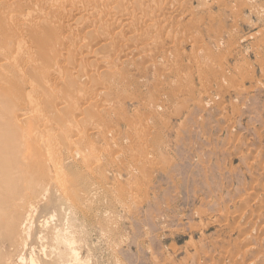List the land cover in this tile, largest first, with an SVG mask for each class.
I'll list each match as a JSON object with an SVG mask.
<instances>
[{
    "label": "rangeland",
    "instance_id": "rangeland-1",
    "mask_svg": "<svg viewBox=\"0 0 264 264\" xmlns=\"http://www.w3.org/2000/svg\"><path fill=\"white\" fill-rule=\"evenodd\" d=\"M47 1L0 0V29L9 24L6 29L16 37V42L8 45L12 50L3 54L8 68L27 69L30 61L24 54L32 47L36 63L53 66L40 65L39 75L27 69L29 81L12 94V103L2 104L10 106L4 107L12 115L33 116L32 124L40 133L36 146L43 139L40 149L65 146L66 153L72 148L80 151L63 175L51 171V195L58 194L64 208L47 203V196L43 216L56 215L57 221L51 223L67 226L77 240L83 238L82 243L77 242L83 264H264V0ZM154 9L161 13H156L160 18L153 14ZM38 11L45 12L39 15H45L44 20L37 18ZM30 18L32 22L38 19L36 26L44 24L38 27L45 32ZM31 27L42 34H32ZM107 33L110 38L104 39L106 43L102 38ZM52 34V48L37 49ZM19 48L25 53H20L23 49L17 53ZM19 58L24 68H20ZM62 58L70 59L65 63ZM56 60L65 71L63 66L55 67ZM60 68L67 73L64 78L59 75ZM47 70L50 74H45ZM55 76L58 81L67 79L55 82ZM32 82L38 86L30 85ZM35 93L40 95L39 101ZM80 110L87 112L78 115ZM55 118L62 122L60 126ZM51 125L56 134L53 141H46ZM75 202L81 203L79 207L75 208ZM66 204L73 207L69 214ZM66 223L77 227L73 230ZM77 228L79 233H75ZM73 261L71 264L79 263Z\"/></svg>",
    "mask_w": 264,
    "mask_h": 264
},
{
    "label": "bare ground",
    "instance_id": "bare-ground-1",
    "mask_svg": "<svg viewBox=\"0 0 264 264\" xmlns=\"http://www.w3.org/2000/svg\"><path fill=\"white\" fill-rule=\"evenodd\" d=\"M47 1V0H46ZM50 2H51V0H49ZM105 1V0H104ZM49 2V3H50ZM106 2V1H105ZM108 2V1H107ZM47 3H48V1H47ZM99 3V2H98ZM51 4V3H50ZM102 4H103V7H104V3L102 2ZM106 5H107V3H106ZM105 5V6H106ZM131 5H133V4H131ZM35 6V5H34ZM34 6H29V7H34ZM37 7V6H36ZM126 7V6H125ZM129 7V6H128ZM127 7V8H128ZM126 8V9H127ZM144 8V10L143 11H145V7H142V9ZM37 9V8H36ZM35 9V10H36ZM41 9V8H40ZM130 9H131V7H130ZM34 10V9H33ZM32 10V11H33ZM43 10V9H42ZM128 10V9H127ZM129 11V10H128ZM149 11H151L152 12V9H149ZM148 11V13H150ZM1 12V11H0ZM35 12V11H34ZM39 12V11H38ZM126 12V11H125ZM130 12H131V10H130ZM130 12H128L129 14H131ZM153 12H155V9H154V11ZM160 12V11H159ZM7 13H8V11H7ZM23 13H25V12H23ZM23 13H22V16H23ZM31 13V12H30ZM33 13V12H32ZM45 14V12L44 11H42L41 12V14ZM127 13V12H126ZM135 13V12H134ZM145 13V12H144ZM143 13V14H144ZM147 13V14H148ZM157 12H155V13H153V14H156ZM164 13V12H163ZM11 14H13V13H11ZM17 14H19V17L21 16L20 14H21V11L20 12H18ZM35 14H36V12H35ZM38 14V13H37ZM40 14V12H39V14L38 15H36L37 16V18L38 17H40L39 15H41ZM67 14L69 15L70 13H69V11L67 12ZM158 14V13H157ZM156 14V15H157ZM9 15V14H8ZM6 16L7 17V19H8V17L10 16ZM16 15V14H15ZM31 16V14H29V12H27V14H26V16L28 17V16ZM34 15V13L32 14V16ZM158 15H160L161 16V13L160 14H158ZM158 15H157V17H158ZM162 15H165V14H162ZM25 16V15H24ZM29 16V17H30ZM49 16V15H48ZM145 16H146V14H145ZM152 16V15H151ZM153 16H155V15H153ZM166 16V15H165ZM10 17H12V16H10ZM18 17V16H17ZM28 17V18H29ZM42 17V16H41ZM40 17V18H41ZM43 17H45V15L43 16ZM43 17H42V19H43ZM83 17H85V16H83ZM89 17V16H88ZM144 17V16H143ZM148 17H150V16H148ZM146 18V21H147V19H149V18ZM156 17V16H155ZM2 18V17H1ZM28 18H23L24 20L25 19H27V20H29ZM32 18V17H31ZM30 18V19H31ZM36 18V23L38 24L39 23V21H38V19ZM50 18V17H49ZM150 18H152V17H150ZM158 18H160V17H158ZM18 19V18H17ZM41 19V20H42ZM89 19L90 18H88V22H89ZM155 19V18H154ZM6 20V19H5ZM11 19H9V21H10ZM18 20H22V19H18ZM40 20V21H41ZM44 20V19H43ZM153 20V19H152ZM158 20V19H157ZM160 20V19H159ZM38 21V22H37ZM46 21V20H45ZM44 21V22H45ZM78 21V20H77ZM128 21V20H127ZM153 21H155V20H153ZM162 21V20H161ZM164 21V20H163ZM0 22H1V20H0ZM5 22V21H4ZM11 22V21H10ZM15 22V21H14ZM24 22V21H23ZM25 22H27V21H25ZM31 22H32V19H31ZM35 22H32V24L34 25V26H36L35 25ZM47 22V21H46ZM46 22H45V24H46ZM86 22V21H85ZM7 23V22H6ZM12 23V22H11ZM17 23H19V22H17ZM16 22H15V24H17ZM42 23V22H41ZM20 24H21V21H20ZM19 24V25H20ZM22 24H25V23H22ZM27 25H28V22L26 23ZM25 24V25H26ZM31 24V23H30ZM146 24V23H145ZM147 24H148V22H147ZM147 24H146V26H147ZM153 24H154V22H153ZM2 25H7V24H2ZM12 25V24H11ZM13 25H14V23H13ZM12 25V27H14ZM26 25V26H27ZM40 26H44V24L43 25H41V24H39ZM39 25H37L36 26V28L39 26ZM17 26H18V24H17ZM145 26V25H144ZM151 26V25H150ZM154 26V25H153ZM2 27V26H1ZM0 27V28H1ZM12 27H10V28H12ZM19 27H21L22 29H23V27H24V29H26L27 27H25L24 25H23V27H22V25L21 26H19ZM19 27H17L18 29H19ZM30 27V26H29ZM33 27V26H32ZM31 27V28H32ZM93 27V26H92ZM155 27V26H154ZM6 28H9V24L7 25V27H3L2 29H0L1 31H0V53H2V54H0L1 55V57H0V59L2 58V61L3 62H1L0 63V264H71V261L72 260H75V261H77V263L79 262V263H81V264H83V263H85V262H83L82 261V259H81V255H80V252L79 251H81L80 250V248L78 247V245H77V242H81L82 243V241H83V238H82V234L80 235L79 234V236H81V238H82V240H77L78 238L77 237H75L74 235V233L71 231V230H68L67 228V226H65L64 228L62 227V225L61 224H56V223H54V222H52L51 223V221L52 220H56L55 219V216L56 215H51L50 213H49V215L50 216H46V217H44L43 216V212H44V210L46 209V207H47V203H50V202H52V204H54V205H56V207H62V208H60V209H63L64 207H63V205H61V203H59V195L57 194L56 196L58 197V198H55V197H53V195H51L52 194V170H54L55 171V174L57 175V176H61V175H63V171L64 170H66V169H68V167L69 166H71L72 167V163H73V161L77 158L78 159V157H79V155H80V151H79V149H75V148H72L73 150H71V152H69V153H66V150H67V147H65V146H62V147H57V146H55V148H52L51 150H45L46 148H44V150H42V149H40L41 148V145H43V143H42V140L40 141V143H39V145L38 146H36V144H35V138L40 134V133H38L36 130H35V127L33 126V122H32V117H28L25 113H22V114H15V115H12L11 114V110H6V108H9L10 106H5V105H3L2 103L3 102H7V103H12V94L21 86V83L22 82H25V81H27L28 80V78H27V76L29 77V75H27V69L29 70V72H31V73H33L34 75H39L38 74V67L40 66V65H42V66H44L46 63L45 62H43L42 60V63L41 62H39V63H36V61H35V59H34V56L36 55L35 54V52L33 51V53H31L32 52V50H33V47H32V50L30 51L29 49H31V48H28V45L30 46V44H28V45H22V46H24V49L27 47L28 49H26V50H28V51H26V53H25V50L24 51H22V52H20V50H22V49H20L19 48V51L17 52V53H25L24 54V57H28V60L30 61V63L28 64L29 66L27 67V69H14V68H11V70H10V68H8V67H10L4 60H3V58L5 57L4 55H6L7 53H8V51L10 52L12 49L10 48V47H8V45L9 44H11V43H13V42H16V37H15V34H12L13 33V31H8V29H6ZM16 28V29H17ZM38 28H40V27H38ZM44 28H47L46 26L44 27ZM95 28V27H94ZM147 28H148V26H147ZM17 29V30H18ZM33 30L32 31H30V32H32V34H34L33 33V31L34 32H36V34H42L41 33V31H36V30H34V28H32ZM40 29H42L43 30V28H40ZM39 29V30H40ZM14 30H15V27H14ZM16 30V31H17ZM31 30V29H30ZM89 30V29H88ZM96 30V29H95ZM19 31H20V29H19ZM23 31V30H22ZM25 32L27 31V30H24ZM44 31V30H43ZM86 31V30H85ZM110 32H111V30H109ZM108 31V32H109ZM157 32H158V30H156ZM38 32V33H37ZM45 32V31H44ZM54 32V31H53ZM109 32V33H110ZM152 32V31H151ZM23 33V32H22ZM21 32H20V35L22 34ZM50 33H51V31H50ZM57 33V32H56ZM79 33V32H78ZM83 33H85V32H83ZM89 33H91V31H89ZM148 33V32H147ZM147 33H146V35H147ZM153 33V32H152ZM151 33V34H152ZM25 34V33H24ZM27 34V33H26ZM31 34V35H32ZM45 33H43V35H44ZM54 34H55V32H54ZM73 34V33H72ZM81 34V33H80ZM102 34V33H101ZM19 35V34H18ZM29 35V34H28ZM56 35V34H55ZM63 35V34H62ZM75 35V34H74ZM107 35V37L105 36H102V37H104V38H102V40H104L105 38L107 39L108 37H109V35L110 34H106ZM124 35V34H123ZM146 35H145V37H146ZM22 36V35H21ZM24 36V35H23ZM22 36V37H23ZM36 36H41V35H36ZM57 36V35H56ZM85 36V35H84ZM83 36V37H84ZM101 36V35H100ZM127 36V35H126ZM26 37V36H25ZM32 37V36H31ZM33 37H35V35L33 36ZM32 37V38H33ZM38 37V38H39ZM45 37L48 39V37L45 35ZM50 37V36H49ZM55 37V36H54ZM58 37H60L61 38V35H59V36H57V38ZM67 37H68V35H67ZM81 37V36H80ZM123 37H125V36H123ZM128 37V36H127ZM127 37H126V39H127ZM152 37H154V35H152ZM20 38L21 37H19V40H20ZM24 38V37H23ZM27 38H28V36H27ZM36 38V37H35ZM40 38H42V37H40ZM39 38V40H41ZM56 38V39H57ZM65 38V36L63 37V39ZM78 38H79V36H78ZM77 38V39H78ZM100 38V37H99ZM110 38V37H109ZM113 38V36L111 37V39ZM114 38H116V37H114ZM120 38H122V37H120ZM131 38V37H130ZM147 38H150V36L148 37L147 36ZM29 39V38H28ZM44 39V38H43ZM76 39V40H77ZM82 39V38H81ZM81 39L79 40L78 39V41H81ZM84 39V38H83ZM122 39H124V40H121V39H119V40H121V41H125L126 42V40H125V38H122ZM27 39H25V41H26ZM38 40V39H37ZM65 41H68V40H66V39H64ZM98 40H100V39H98ZM128 40H130L129 38H128ZM21 41H23V40H21ZM25 41L23 42V44L25 43ZM28 41H30V40H28ZM34 41V40H33ZM54 40H53V34H52V37H51V39L49 40V41H43V42H41V44H40V46L37 48L36 46V48L37 49H40L41 48V46H42V48L40 49V50H42L44 47L46 48V47H49V48H52V46H53V44H52V42H53ZM78 41H76V42H78ZM101 41V40H100ZM105 41V40H104ZM104 41H102V42H104ZM108 41V40H107ZM109 41H111V40H109ZM130 41H132V40H130ZM18 42V41H17ZM35 42V41H34ZM56 42V41H55ZM54 42V43H55ZM58 42L59 41H57V45H58ZM82 42V41H81ZM106 42V41H105ZM112 42V41H111ZM118 42V41H117ZM18 43H20V42H18ZM28 43V42H27ZM39 43H40V41H39ZM63 43V42H62ZM65 43V42H64ZM84 43V42H83ZM107 43V42H106ZM128 43H129V41H128ZM22 44V43H21ZM26 44V43H25ZM43 44V45H42ZM80 44V43H79ZM120 44V43H119ZM121 44H122V42H121ZM125 44V43H124ZM33 46H34V44H32ZM31 45V46H32ZM64 45V44H63ZM101 45V44H100ZM55 46V45H54ZM79 46V45H78ZM124 46V45H123ZM126 46V45H125ZM128 46V45H127ZM16 47H18V45L16 46ZM34 47V48H35ZM80 47V46H79ZM100 47V46H99ZM44 48V49H45ZM83 48V47H82ZM101 48V47H100ZM18 49V48H17ZM17 49H16V51H17ZM62 49H63V47H62ZM91 49V48H90ZM15 50V49H14ZM47 50V49H46ZM45 50V51H46ZM59 50L61 51V49L59 48L57 51H58V53H60L59 52ZM84 50V49H83ZM98 50H99V48H98ZM15 51V52H16ZM54 50H52V52H53ZM56 51V50H55ZM55 51H54V54H55ZM48 52V51H47ZM62 52H63V50H62ZM89 52H91V51H89ZM100 52H102V51H100ZM106 52V51H105ZM36 53H37V51H36ZM57 53V52H56ZM58 53H57V55L56 56H58V58H59V56L60 55H58ZM77 53V52H76ZM102 53H104V52H102ZM107 53H109V52H107ZM118 53V52H117ZM4 54V55H3ZM48 54H52L53 55V53H48ZM47 54V55H48ZM66 54V56H67V53H65ZM82 54V53H81ZM80 54V55H81ZM86 54V53H85ZM84 54V55H85ZM91 54V53H90ZM114 54H115V52H114ZM114 54H113V56H114ZM131 54V53H130ZM19 55L20 54H18L17 56L19 57ZM37 55H38V53H37ZM62 55H63V53H62ZM104 55L105 54H103L101 57L103 58L104 57ZM111 55H112V53H111ZM111 55L110 56H107V58L108 57H111ZM126 54H123L122 55V57L123 56H125ZM147 55V54H146ZM16 56V55H15ZM55 56V57H56ZM95 56V55H94ZM128 56V55H127ZM130 56V55H129ZM20 57L22 58L23 56L22 55H20ZM24 57H23V59H24ZM38 57V56H37ZM51 57V56H50ZM63 57H65V55L63 56ZM101 57H99L100 59H101ZM106 57V56H105ZM114 57H116V56H114ZM40 58V57H39ZM47 58H49V56L47 57ZM46 58V59H47ZM66 58H68V57H66ZM64 59V58H62V59H64L65 60V63H66V60L68 61L69 59ZM84 58V57H83ZM93 58V57H92ZM99 58H97V59H99ZM106 58V59H107ZM16 59V58H15ZM23 59H21V60H23ZM86 59V58H85ZM88 59V58H87ZM94 59V58H93ZM96 59V58H95ZM116 59H117V57H116ZM124 59V58H123ZM20 60V58L18 59V61ZM25 60H27V59H25ZM50 60V59H49ZM58 60V59H57ZM57 60H56V62H57ZM76 60V59H75ZM84 60V59H83ZM91 60V59H90ZM102 60H104V59H102ZM108 61H109V59H107ZM120 60V56L118 57V61ZM1 61V60H0ZM28 61V62H29ZM39 61V60H38ZM53 61V60H52ZM92 61V60H91ZM99 61H101V60H99ZM113 61V60H112ZM22 62V61H21ZM63 62V61H62ZM62 62H61V64H62ZM77 62V61H76ZM78 62H79V60H78ZM110 62H111V58H110ZM115 62H117L116 60H115ZM122 62H124V60L122 61ZM18 63H20V61L18 62ZM45 63V64H44ZM48 63H49V61H48ZM58 63V62H57ZM60 63V62H59ZM59 63L58 64H56L55 65V67L58 65L59 66ZM121 63V62H120ZM125 63V62H124ZM16 64H17V61H16ZM21 65H22V63H20ZM23 64H25L26 66H27V64L26 63H24L23 62ZM53 64V63H52ZM60 64V65H61ZM100 64H101V62H100ZM8 65V66H7ZM20 65V66H21ZM49 65V64H48ZM66 65V64H65ZM12 66V65H11ZM18 67H19V64L17 65ZM24 65H22L20 68H22ZM47 65H45L44 67H46ZM61 66H63L62 68H60V70L62 69V70H64L65 68H64V65H61ZM61 66H59V67H61ZM69 66V65H68ZM101 66V65H100ZM104 67H105V65H103ZM111 66V65H110ZM110 66H107V67H109L110 68ZM113 66H115V65H113ZM113 66H111V67H113ZM44 67H42V68H44ZM47 67H53L52 65H50V66H47ZM46 67V68H47ZM66 67V66H65ZM102 67V66H101ZM116 67V66H115ZM24 68V67H23ZM26 68V67H25ZM48 69V68H47ZM103 69V68H102ZM105 69V68H104ZM111 69V71H113L114 69L113 68H110ZM110 69H109V71H110ZM113 69V70H112ZM116 69V68H115ZM61 70V73H59V75L61 76V74H62V76L61 77H63V73H65V72H63ZM66 70V69H65ZM64 70V71H65ZM106 70V69H105ZM12 71H13V73H14V76H13V74H12ZM49 71H51V70H49ZM48 70H47V72H49ZM107 71V70H106ZM117 71H118V69H117ZM45 72H46V70H45ZM44 72V73H45ZM53 72H55V71H53ZM57 73V74H58ZM107 73V72H106ZM113 72H111V74H112ZM115 73V72H114ZM19 74H21L22 75V77H19ZM45 74H50V72L49 73H45ZM65 74H67V73H65ZM110 74V75H111ZM51 75H52V73H51ZM121 75V74H120ZM64 76H66V75H64ZM80 76V75H79ZM87 76H90V74H87ZM91 76H92V74H91ZM19 78L18 79V81H15V78ZM39 77V76H38ZM51 77V76H50ZM49 77V78H50ZM14 78V79H13ZM32 78V77H31ZM55 78H56V76H55ZM55 78H54V80H55ZM64 78V77H63ZM75 78V77H74ZM89 78V77H88ZM46 79L48 80V78H47V75H46ZM52 79V78H51ZM51 79H49V81L51 80ZM62 79V78H61ZM65 79H67L66 77H65ZM65 79H62V80H65ZM105 79V78H104ZM14 80V81H13ZM46 80V81H47ZM62 80H60L59 79V81H62ZM74 80H76V79H74ZM83 80V79H82ZM112 80V79H111ZM29 81V80H28ZM39 81H41V80H39ZM51 81H53V80H51ZM56 81H58L57 80V78H56V80H55V82ZM58 81V82H59ZM108 81H110V80H108ZM57 82V83H58ZM28 83V82H27ZM41 83H42V81H41ZM109 83V82H108ZM29 84V83H28ZM31 84H33V86L35 87V86H38V85H35V83H30V85ZM43 84V83H42ZM54 85H55V83H53ZM53 84H51V83H49V85L52 87V85ZM64 84V83H63ZM53 85V86H54ZM83 85V84H82ZM44 86V85H43ZM74 86V85H73ZM72 86V87H73ZM110 86V85H109ZM33 87V88H34ZM40 87V86H39ZM50 87V88H51ZM56 88H58L59 87V83H58V87L57 86H55ZM87 87V86H86ZM85 87V90L87 89ZM106 87H107V85H106ZM41 88H43V87H41ZM54 88V87H53ZM111 88V87H110ZM46 89H47V87H46ZM52 89V88H51ZM60 89H61V87H60ZM60 89H59V91H60ZM73 89V88H72ZM74 89H76V88H74ZM20 90V89H19ZM32 90V89H31ZM35 90V89H34ZM34 90L32 91L33 93H34ZM44 90V89H43ZM53 90V89H52ZM57 90V93L59 92L58 91V89H56ZM55 89H54V93H55V91H56ZM69 90V89H68ZM67 90V91H68ZM84 90V89H83ZM84 90V91H85ZM92 90H94V89H92ZM99 89H97V91H98ZM42 91V90H41ZM87 91V90H86ZM96 91V92H97ZM107 91V90H106ZM106 91H104V92H106ZM31 92V91H30ZM44 92H47V91H45L44 90ZM44 92H42V93H44ZM61 92V91H60ZM70 92H71V89H70ZM82 92V91H81ZM92 92V91H91ZM103 92V93H104ZM33 93H31V96L33 95ZM38 93V92H37ZM37 93H35L34 94V98H36L35 97V95H37ZM41 93V94H42ZM53 93V94H54ZM87 93H88V91H87ZM39 94H40V92H39ZM38 94V95H39ZM47 94H48V92H47ZM52 94V95H53ZM61 95H63L62 94V92L60 93ZM69 94V93H68ZM74 94H75V92H74ZM82 94V93H81ZM92 94V93H91ZM96 94H100L101 95V93H96ZM37 95V96H38ZM44 95H45V93H44ZM76 95V94H75ZM84 95V94H83ZM99 95V96H100ZM104 95V94H103ZM31 96H30V99H31ZM40 96V95H39ZM39 96H38V101H39ZM47 96V95H46ZM57 96H60L59 94H57ZM64 96V95H63ZM27 97H29V96H26V98ZM41 97H43V95L41 96ZM45 97V96H44ZM43 97V98H44ZM78 97V96H77ZM18 98H20V97H18ZM32 98H33V96H32ZM48 98V97H47ZM61 97H59V99H60ZM68 98V97H67ZM94 98V97H93ZM22 99V98H21ZM25 99V98H24ZM30 99H29V101H30ZM45 99H46V97H45ZM62 99H65L64 97L63 98H61V100ZM85 99V98H84ZM26 100V99H25ZM27 100H28V98H27ZM42 100V99H41ZM36 101V100H35ZM43 101H45V100H43ZM86 101V100H85ZM51 102V101H50ZM60 103L61 102H63V101H59ZM59 102H57V103H59ZM91 102V101H90ZM89 102V103H90ZM69 103V102H68ZM32 104H34V103H32ZM23 105H24V103H23ZM51 105V104H50ZM52 105H53V103H52ZM61 105H63V104H61ZM65 105V104H64ZM70 105H71V103H70ZM76 105V107H79L77 104H75ZM6 108H5V107ZM22 106V105H21ZM68 105H65L64 107H65V109H66V107H67ZM91 105H89V107H90ZM59 107H61L60 106V104H59ZM83 108H89L88 106L87 107H85V106H82ZM28 108H30V106L28 107ZM36 108H38L37 106H36ZM35 108V109H36ZM82 108V109H83ZM39 109V108H38ZM40 109H41V107H40ZM39 109V110H40ZM61 109V108H60ZM68 109H69V106H68ZM80 109V108H79ZM81 109V110H82ZM49 110H50V108H49ZM48 110V112H50ZM55 110V109H54ZM67 110V109H66ZM81 110H80V112H79V114H78V112H76V114H78V115H80V113H81ZM3 111H7V112H3ZM84 111V110H83ZM83 111H82V113L81 114H84L83 113ZM46 112V111H45ZM45 112H44V114H42V116H44L45 115ZM52 112L53 111H51V114L50 115H52ZM61 112H63V107H62V109H61ZM60 112V113H61ZM84 112H87L86 110L84 111ZM64 113H66L67 114V112L64 110ZM64 113H62V115L64 114ZM40 114V115H41ZM56 114H58V113H56ZM31 115V114H30ZM37 115V114H36ZM54 115H55V111H54ZM54 115L52 116V118L54 117ZM46 116H48V115H46ZM57 116V115H56ZM58 116H60L59 114H58ZM67 116V115H66ZM65 116V117H66ZM76 116V115H75ZM39 118H41L40 116H39ZM45 118V117H44ZM48 118V117H47ZM51 118V119H52ZM56 118H58V117H56ZM55 118V120L57 121L58 119H56ZM60 118H62V116H60ZM59 118V119H60ZM63 118H64V116H63ZM76 118V117H75ZM81 118H83V117H81ZM41 119H43V118H41ZM79 119H80V116H79ZM78 119V120H79ZM35 120V119H34ZM40 120V119H39ZM61 120V119H60ZM63 120V119H62ZM78 120L76 119V121L78 122ZM80 120H83V119H80ZM79 120V122H81ZM36 121V120H35ZM41 121V120H40ZM43 121H45V120H43ZM53 121H54V119H53ZM42 122V121H41ZM51 122V121H50ZM64 122V121H63ZM44 124L46 123V122H43ZM56 123V122H55ZM57 123L59 124V123H62V122H58L57 121ZM43 124V125H44ZM49 124V123H48ZM57 124V125H58ZM41 125V124H40ZM43 125H42V127H43ZM46 125V124H45ZM44 125V126H45ZM58 126H60V124L58 125ZM82 126V125H81ZM81 126H80V128H81ZM40 127V126H39ZM42 127H41V129H42ZM51 127H53L52 125H51ZM57 127V126H56ZM55 127V128H56ZM43 128H45V127H43ZM56 129H58V128H56ZM48 130V129H47ZM80 131H81V129H79ZM58 131V130H57ZM80 131H78L77 132V134L78 133H80ZM50 132L51 133H48L47 135L49 136L48 138H46L45 140L47 141V140H49V141H53V137H55V134H56V131H54V127H53V130H50ZM74 131H72V133H73ZM58 133V132H57ZM65 133V132H64ZM74 133H76V130H75V132ZM110 133V132H109ZM84 134V133H83ZM83 134H82V136H83ZM72 135V134H71ZM75 135V134H74ZM79 135V134H78ZM58 136H60L59 134H58ZM58 136H57V138H58ZM41 137V136H40ZM62 137L63 136H61V137H59V138H61L62 139ZM68 137V136H67ZM72 137V136H71ZM80 137V136H79ZM78 137V138H79ZM42 138H44L43 136H42ZM73 138V137H72ZM74 139H76V137L74 138ZM74 139H72V141H73V143H74ZM82 139H84V136H83V138ZM81 139V140H82ZM86 139V138H85ZM60 140V139H59ZM61 141V140H60ZM63 141H64V138H63ZM62 141V142H63ZM71 141V139L69 140V142ZM76 141H78V143H79V139L78 140H76ZM83 141H85V140H83ZM38 142H39V140H38ZM55 142V141H54ZM61 142V143H62ZM64 142H66V141H64ZM72 143V142H71ZM51 144L52 143H50V146H51ZM58 144L60 145V143H59V141H58ZM83 144V143H82ZM54 145H56V144H54L53 143V145L52 146H54ZM62 145V144H61ZM65 145V144H64ZM75 145V144H74ZM73 145V146H74ZM84 145V144H83ZM76 147H77V145H76ZM93 150V149H92ZM66 153V155L64 156L63 154H65ZM97 156V155H96ZM94 159V158H93ZM92 159V160H93ZM84 160H86V159H84ZM90 160V159H89ZM87 162V161H86ZM95 162V161H94ZM78 163V162H77ZM81 163H79V165H80ZM91 164V163H90ZM97 164V163H96ZM78 165V166H79ZM87 165H88V162H87ZM95 165V164H94ZM92 166V165H91ZM75 167V166H74ZM93 167V166H92ZM82 168V167H81ZM90 169H91V167H89ZM94 168H97L96 166L94 167ZM75 169V168H74ZM85 169V168H84ZM71 170H73V168L71 169ZM89 170V169H88ZM73 171H75V170H73ZM79 171V170H78ZM77 171V168H76V172H78ZM68 172V171H67ZM80 172V171H79ZM82 172V171H81ZM94 171H92V173H93ZM73 173V172H72ZM75 173V172H74ZM74 173L72 174V176L74 175ZM83 173V172H82ZM69 174H70V172H69ZM79 174V173H78ZM81 174V173H80ZM79 174V175H80ZM68 174L66 173V177H68L67 176ZM71 175V174H70ZM70 175H69V177H70ZM86 176H87V174H85ZM71 176V177H72ZM78 175L76 174L75 175V177H77ZM63 177V176H62ZM68 177V178H69ZM82 177V179H85V178H83V176H81ZM74 178V177H73ZM63 179V178H62ZM76 178H74V180H75ZM78 179V178H77ZM81 180V179H80ZM102 180V179H101ZM67 181H73V180H68L67 179ZM96 181V180H95ZM104 182V181H103ZM70 183V182H69ZM77 183V182H76ZM93 183V182H92ZM63 184V183H62ZM78 184V183H77ZM84 184H85V182H84ZM96 184V183H95ZM94 184V185H95ZM81 185H83V184H81ZM80 185V186H81ZM92 186V185H91ZM56 187V186H55ZM65 187H66V185H65ZM69 187H71V186H69ZM97 187V186H96ZM96 187H94V189L96 188ZM101 187V186H100ZM64 188V187H63ZM73 188H75V187H71V189H73ZM82 188V187H81ZM85 188V187H84ZM88 188V187H87ZM86 188V189H87ZM92 188V187H91ZM99 187H97L96 189H98ZM70 189V190H71ZM94 189H93V191H94ZM112 189V188H111ZM67 190H68V187H67ZM75 190H76V188H75ZM77 190H80L79 188L77 189ZM85 190V189H84ZM101 190V189H100ZM104 190V189H103ZM87 191H89V190H87ZM91 191V190H90ZM89 191V192H90ZM55 192H58V191H55ZM66 192V191H65ZM70 192V191H69ZM79 192V191H78ZM80 192H81V190H80ZM80 192H79V196L81 197V194H80ZM82 192H84V191H82ZM81 192V193H82ZM88 192V193H89ZM95 192V191H94ZM100 192V191H99ZM98 192V193H99ZM85 193H87L86 191H85ZM84 193V194H85ZM92 193V192H91ZM91 193H90V195H91ZM97 193V194H98ZM60 194V193H59ZM78 194V193H77ZM94 194V193H93ZM104 194V193H103ZM102 194V195H103ZM82 195H83V193H82ZM87 195V194H86ZM85 195V196H86ZM95 195V194H94ZM48 196V199H47V203L46 202H44V198L45 197H47ZM52 196V197H51ZM78 196V197H79ZM85 196H82V198L83 197H85ZM93 196V195H92ZM99 196V195H98ZM101 196V195H100ZM76 197V196H75ZM79 197V198H80ZM87 197V196H86ZM97 197V196H96ZM62 197H60V199H61ZM74 198V197H73ZM78 198V199H79ZM82 198H80V199H82ZM95 198V197H94ZM78 199H76L77 200V202H79L78 201ZM85 198H83V200H84ZM89 199V198H88ZM67 200H68V198H67ZM89 200H91V197H90V199ZM62 201V200H61ZM81 201V200H80ZM86 201H87V198H86ZM69 202H70V206H71V202H73L72 201V199H71V201L69 200ZM77 202H75V203H77ZM85 202V201H84ZM99 202V201H98ZM68 203V202H67ZM83 203V202H82ZM78 204V203H77ZM77 204H75V205H77ZM79 204H81V203H79ZM79 204H78V206H76L75 207V205H74V207L75 208H77V207H79ZM84 204V203H83ZM87 205H88V203H86ZM53 205V206H54ZM67 206H68V204H66ZM66 205H64V206H66ZM70 206H68V207H70ZM82 207H83V205H82ZM85 207V206H84ZM73 207H70V209L68 210V214H69V212L70 211H73V209H72ZM50 209V208H49ZM51 209H53L52 207H51ZM54 209H56V208H54ZM47 210V209H46ZM67 210V209H66ZM65 210V211H66ZM75 210V209H74ZM51 211V210H50ZM58 211V210H57ZM78 211L79 210H77V212L76 213H78ZM60 212H61V210H60ZM63 212V211H62ZM74 212V213H75ZM51 213H54V212H51ZM56 213V212H55ZM67 213H65L64 215H67ZM73 213V214H74ZM63 214V213H62ZM72 214V213H71ZM70 214V215H71ZM72 214V215H73ZM80 214H82V213H80ZM79 214V215H80ZM64 215H62V216H64ZM71 215V216H72ZM78 215V216H79ZM68 216V215H67ZM74 216V215H73ZM72 216V217H73ZM76 217V216H75ZM75 217H73V218H75ZM82 217H83V215H82ZM68 218V217H67ZM69 218H70V216H69ZM78 218V217H77ZM65 219V218H64ZM79 219H80V217H79ZM74 220H76V219H74ZM73 220V221H74ZM57 221V220H56ZM69 221V220H68ZM63 222V221H62ZM66 222H67V220H66ZM83 222V221H82ZM54 223V224H53ZM71 223V222H70ZM78 223V222H77ZM53 224V225H52ZM67 225H68V223H66ZM85 225V224H84ZM68 226H70V224L68 225ZM73 227H77V226H74V225H72ZM71 227V226H70ZM73 227H71V228H73ZM66 228V229H65ZM71 228H69V229H71ZM84 228V227H83ZM83 228H82V231H83ZM75 228H73V230H74ZM78 229V232H75V233H79V229L80 228H77ZM88 229H90V228H88ZM84 230H86V228L84 229ZM81 231V230H80ZM84 233L86 232V231H83ZM81 233V232H80ZM74 234V235H73ZM85 234H87V233H85ZM77 236H78V234H77ZM85 236V235H84ZM88 241V240H87ZM81 243H79V244H81ZM92 244V243H91ZM82 246V245H81ZM92 252V251H91ZM96 253V252H95ZM90 254V253H89ZM95 255V254H94ZM87 256V255H86ZM90 256V255H89ZM98 257V256H97ZM85 260V259H84ZM75 261H73V262H75ZM72 262V263H73ZM83 262V263H82ZM78 263V264H79ZM73 264H75V263H73Z\"/></svg>",
    "mask_w": 264,
    "mask_h": 264
}]
</instances>
